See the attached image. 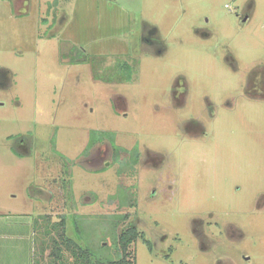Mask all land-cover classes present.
<instances>
[{
    "label": "rangeland",
    "instance_id": "obj_1",
    "mask_svg": "<svg viewBox=\"0 0 264 264\" xmlns=\"http://www.w3.org/2000/svg\"><path fill=\"white\" fill-rule=\"evenodd\" d=\"M62 218L103 261L134 227L133 264H264V0H0L4 259Z\"/></svg>",
    "mask_w": 264,
    "mask_h": 264
},
{
    "label": "trees",
    "instance_id": "obj_2",
    "mask_svg": "<svg viewBox=\"0 0 264 264\" xmlns=\"http://www.w3.org/2000/svg\"><path fill=\"white\" fill-rule=\"evenodd\" d=\"M59 227H61V231L57 235V238H51L52 261L49 264H133V261L130 259L129 248L139 237V233L134 227H129L120 232L118 245L121 251V257L112 261H103L94 258L87 248L82 247L73 238L68 237L64 218L60 222L51 225V229L55 231ZM51 232V230H47L46 235H50ZM34 264L38 263L35 261Z\"/></svg>",
    "mask_w": 264,
    "mask_h": 264
},
{
    "label": "crops",
    "instance_id": "obj_3",
    "mask_svg": "<svg viewBox=\"0 0 264 264\" xmlns=\"http://www.w3.org/2000/svg\"><path fill=\"white\" fill-rule=\"evenodd\" d=\"M1 223V222H0ZM3 225V224H0ZM2 228H4V226H2ZM21 227H18V231H19V240L21 241H27V237L28 236V231L29 228L24 227L22 228L23 231H20ZM33 230V229H32ZM21 232V233H20ZM30 232V231H29ZM32 232V231H31ZM2 239V240H6ZM25 246H23V248L21 249V251L19 252V254L17 255V258L13 261L12 264H32V249L29 251L28 247L26 246V244H24ZM7 249L0 247V264H10V260H6L4 259V255L7 254L5 253ZM8 251V250H7ZM9 253V252H8Z\"/></svg>",
    "mask_w": 264,
    "mask_h": 264
},
{
    "label": "flooded vegetation",
    "instance_id": "obj_4",
    "mask_svg": "<svg viewBox=\"0 0 264 264\" xmlns=\"http://www.w3.org/2000/svg\"><path fill=\"white\" fill-rule=\"evenodd\" d=\"M254 83V82H253ZM174 95H176V93H174ZM175 99H176V96H175ZM99 159L97 158V159H95V160H93L92 162H93V164H96V162L98 161Z\"/></svg>",
    "mask_w": 264,
    "mask_h": 264
}]
</instances>
